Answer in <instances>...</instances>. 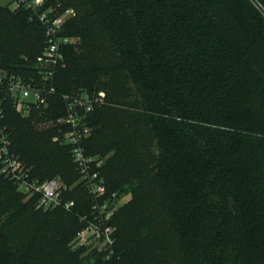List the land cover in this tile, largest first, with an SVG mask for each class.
I'll list each match as a JSON object with an SVG mask.
<instances>
[{
    "label": "trees",
    "instance_id": "obj_1",
    "mask_svg": "<svg viewBox=\"0 0 264 264\" xmlns=\"http://www.w3.org/2000/svg\"><path fill=\"white\" fill-rule=\"evenodd\" d=\"M74 14L46 107L19 113L11 76L39 75L45 27L0 4V129L39 180L59 177L71 209L38 208L1 172L0 264H264V0H49ZM106 92L88 112L87 151L120 201L114 252L72 249L91 196L71 145L40 127L63 94ZM125 103L124 109L112 103ZM1 146V142H0ZM74 185L71 187V184ZM27 198V199H26Z\"/></svg>",
    "mask_w": 264,
    "mask_h": 264
},
{
    "label": "built area",
    "instance_id": "obj_2",
    "mask_svg": "<svg viewBox=\"0 0 264 264\" xmlns=\"http://www.w3.org/2000/svg\"><path fill=\"white\" fill-rule=\"evenodd\" d=\"M13 3L15 9L23 8L30 11L31 19H39L45 27L46 46L37 56L38 78L11 76L6 84L16 110L22 115H29L33 107L49 105V97L55 91L56 71L64 63L65 47L76 41V37L63 33L64 24L74 14V10L68 8L61 11L49 0H13ZM5 76L6 74L0 71V86L4 83ZM105 97L104 90L94 93L79 91L63 94L65 113L58 116L54 123L58 127L57 139L71 145L73 160L91 196L89 214L81 218L85 221V225L78 231L74 243L78 246H90L109 258L114 252L116 241L113 218L118 209L119 200H116L115 193H107L106 185L100 178L98 170L102 162L96 155L87 151L84 143L92 132L86 116L95 108V105L104 103ZM2 117L3 109L0 102V119ZM3 130L4 127L0 129L1 172L28 197L37 195L38 208L71 209L74 201L63 197L65 186L61 179L55 177L41 181L33 178L30 168L10 151L9 141Z\"/></svg>",
    "mask_w": 264,
    "mask_h": 264
},
{
    "label": "rangeland",
    "instance_id": "obj_3",
    "mask_svg": "<svg viewBox=\"0 0 264 264\" xmlns=\"http://www.w3.org/2000/svg\"><path fill=\"white\" fill-rule=\"evenodd\" d=\"M0 4L8 6L12 11H13V9H15L13 0H0ZM258 6L260 7V10L264 14V7L261 6V5H258ZM112 107L119 108V109H124L127 106L123 102H122V104H119V103L117 104L114 101L112 103ZM40 114L42 116V118L40 119V122H39L40 123V127L45 128V129H48L49 128V129H53L54 130V125H55L54 120L51 119L50 117H48V114L46 112H44V111L40 112ZM53 140L54 141H59L57 139V135L56 134L53 135ZM110 155H111V152H106V153L103 154L101 151H99V153L96 156L103 163L104 160L107 159ZM75 182L76 181H74L71 184V187L74 185ZM129 198H130V194L124 195L122 198H120L119 203H124V202L128 201ZM78 247H80V246H78L75 243H74V246H71V248L74 249V250H76ZM91 251L92 250H88L87 249L84 253H82L79 256V258H78V262H80L81 264L92 263L93 259L91 258V256H92Z\"/></svg>",
    "mask_w": 264,
    "mask_h": 264
}]
</instances>
